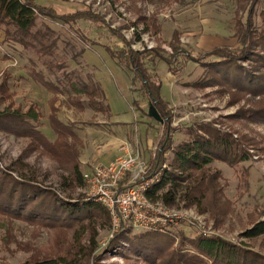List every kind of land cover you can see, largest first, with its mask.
I'll return each mask as SVG.
<instances>
[{"label":"rangeland","instance_id":"rangeland-1","mask_svg":"<svg viewBox=\"0 0 264 264\" xmlns=\"http://www.w3.org/2000/svg\"><path fill=\"white\" fill-rule=\"evenodd\" d=\"M35 1L52 6L60 14L84 8L97 19L95 25L87 20L68 24L36 12L32 32L43 31L44 42H53L47 52L6 37L5 27H0V85L4 83L7 88L0 110L10 106L11 110L25 112L34 106L41 116L32 122L52 142L57 135L51 118L57 117L67 127V142L71 144L65 151L68 155L59 159L53 149L0 126V184L6 182L3 190L7 187V172L31 178L66 200L87 196L86 183L83 187L75 182L70 185L71 164L78 162L83 175L104 164L103 144L112 135L124 137L126 143L122 144L129 143L146 160L155 158L166 120L159 122L148 116V102L133 89V71L121 64L112 50L127 45L147 52L157 49L174 60L171 71L158 55L147 53L146 58L150 70L158 74L161 96L168 102L171 115L168 137L172 148L163 155V168L180 172L172 165L173 148L193 139L194 134L227 136L233 142L231 152L219 151L221 156L205 167L216 175L214 185L219 199L211 200L209 194L210 200L202 205L191 204L180 194L171 204L153 200L163 206L164 221L154 228L128 226L112 247H108L114 237L112 221L105 224L102 217L98 218L94 231L98 246L91 264H148L151 258L164 264L181 249L184 255L197 254L191 241L200 234L241 244L252 252L246 264H264V236L244 235L252 225L264 220V117L251 115L264 107V91L252 83L259 77L264 81V39L257 37L249 43V59H234L220 66L213 63L222 59L208 55L217 48L241 52L244 45L238 31L248 21L250 3L244 8L237 0ZM253 29L264 34V0L256 6ZM32 68L40 77L32 76ZM67 75L88 82L99 80L111 110L99 112L86 104L85 108L73 106L65 91L56 92L41 80L42 77L60 89L63 82L59 83V79L65 81ZM83 98L87 101V96ZM153 146H157L156 151ZM49 200L40 208L42 214L47 210L50 223L29 222L0 211V264H41L47 258L89 245L95 234L91 223L82 221L89 225L88 230L67 224L65 213L54 217ZM205 260L214 264L209 258Z\"/></svg>","mask_w":264,"mask_h":264},{"label":"trees","instance_id":"trees-1","mask_svg":"<svg viewBox=\"0 0 264 264\" xmlns=\"http://www.w3.org/2000/svg\"><path fill=\"white\" fill-rule=\"evenodd\" d=\"M237 1H239L244 8L250 3L248 21L244 24V27L238 31L241 35V41L244 47L239 54L233 53L226 48L214 49L208 55L222 59L220 62H214V65L222 66L230 63V61L234 59H249L251 53L250 49H248L249 43H252L257 37L259 39H264V34H260V32L258 34V32H255L253 29V17L256 6L261 0ZM36 12L50 15L68 24L78 23L80 20H87L96 24L95 19H97L96 15L91 14L84 8L78 9L75 12L60 14L52 6L38 4L35 0H0V27H5L6 37H13L15 41L20 42L25 47L37 48L36 50L38 51L47 52L50 50L53 42L50 44L44 42L46 33L43 31L32 32L33 26L36 25ZM11 27L14 28V30H12ZM35 41L41 45L40 48L37 47ZM174 48L176 51H179L176 45ZM184 51L185 50H182V53ZM147 53L158 55L161 60L167 62L170 70L173 71L174 60L171 58L172 56L166 55L160 50L151 49L147 52L146 50H136L129 45H127V47H117L115 50H112V55L116 57L121 64L133 71L134 76L132 83L134 91L139 92L140 95L145 98L148 102V107L150 104H153L162 118L166 120L164 137H162L160 146L158 147L157 156L149 161V174L153 175L159 171L161 176L160 179L155 181L149 188L147 195L152 200L162 199L166 204H171L175 202L180 194V198H184V200H187L189 203L202 205V202L208 199V195L210 194L212 196L211 200L217 202L219 199L218 189L216 185H214L216 175L208 173L205 167L213 162L214 157L221 156V151H225V153L231 152L233 142L230 141L227 136H222L221 134H213L211 137L194 134L193 139L191 138L190 140L179 143L173 148L174 162L172 165L180 172L177 173L163 168V161L165 159L163 155L167 150L172 148L171 138L168 137L171 130V115L168 102L161 96V82L158 79V74L153 73L146 63V58L149 55ZM31 74L37 77L40 73L36 72L35 68H32ZM65 78V81L59 79V83L63 82V86L60 89L57 85L43 80L42 77L41 80L46 86L51 88L54 87L57 90L56 92L65 91L68 96L67 101L73 106L85 108V106L88 105L93 110L99 112L111 110L110 104H108L107 92L99 80L91 79L89 80L90 82H88L79 76L72 78L71 75H67ZM260 79L259 77L257 82L254 80L252 83H257L260 87L259 91L262 89V91H264V81ZM6 89L4 83L0 85V103L5 99L4 97H6ZM83 96H87V101L84 100ZM251 113H253L251 114L252 116H260L263 118L264 107ZM147 114L149 116L148 112ZM40 116V113L34 106H31L25 112H22L19 108L11 110L10 106H7L4 110H0V126L3 127L4 130L15 135L30 137L37 142V144L53 149L55 155H57L59 159L65 153L67 156L68 152L65 151H68L71 144L67 142V135L69 136V134L65 124L57 117L51 118V126L57 135L55 141L52 142L48 140L33 123L39 120ZM68 160L70 161V159ZM71 166L73 178L71 179L72 181H70V185L75 182L77 185L83 187L86 182L79 163L74 162ZM6 175V189L4 188L3 190L2 187L6 182L2 181V184H0V211L6 214L25 219L29 222L41 221L42 223H50L51 218L47 216V210L43 212L45 217L42 214L43 208H40L44 206L40 204H45V200L49 198V201L52 202L49 203L53 210L51 214L55 217L60 214L62 216V213H65L66 216L63 219H65V222L69 225H81L84 229L89 230V225L87 224V226H85L82 222L89 221L92 225L90 228H92V232H94L96 231L98 218L102 217L105 224H109L112 221L108 208L88 195H82L77 201L66 200L52 189L45 188L35 183L31 178H24L22 176V178L16 177L14 174L11 175V173L7 172ZM185 182L187 184L184 186L183 183ZM165 187H167L166 190ZM5 197H7L6 202L3 201ZM52 220H54V218ZM124 230H126V228H121L117 231L108 247L113 246L112 244ZM94 233L95 234H92L90 237L89 245L81 246L74 251L69 250L66 255L56 256V258H47L39 263L91 264L90 259L98 246L97 234L96 232ZM244 235L252 238L264 236V220H260L255 225H252ZM77 240H80V237H77ZM191 243L197 249V254L189 255L186 253L184 255L180 248L181 250L175 251L170 256L171 258L164 264H208L205 258H209L214 264H246V261H249L252 257V252L243 245L216 235L200 234L197 239L192 240ZM154 253L156 252L152 254ZM147 262L148 264H157L158 260L151 258L148 259Z\"/></svg>","mask_w":264,"mask_h":264},{"label":"built area","instance_id":"built-area-1","mask_svg":"<svg viewBox=\"0 0 264 264\" xmlns=\"http://www.w3.org/2000/svg\"><path fill=\"white\" fill-rule=\"evenodd\" d=\"M149 168V161L141 152L127 146L115 160L84 173L88 196L110 211L112 237L121 228H154L164 221L163 206L147 195L159 174L150 175Z\"/></svg>","mask_w":264,"mask_h":264},{"label":"crops","instance_id":"crops-1","mask_svg":"<svg viewBox=\"0 0 264 264\" xmlns=\"http://www.w3.org/2000/svg\"><path fill=\"white\" fill-rule=\"evenodd\" d=\"M152 142H153V139H150L149 145H151ZM122 143H126L124 137L115 136V135L110 136V138L107 139L105 144H103L102 149L104 150L103 152H105L104 154L105 156L101 158V162L109 163L110 161L115 160L121 153H123L124 148L127 147L129 143L128 145H123Z\"/></svg>","mask_w":264,"mask_h":264},{"label":"water","instance_id":"water-1","mask_svg":"<svg viewBox=\"0 0 264 264\" xmlns=\"http://www.w3.org/2000/svg\"><path fill=\"white\" fill-rule=\"evenodd\" d=\"M149 116L153 117L155 120L159 121V122H163L164 119L162 118L161 114L159 113V111L154 107L153 104L149 105V110H148Z\"/></svg>","mask_w":264,"mask_h":264}]
</instances>
